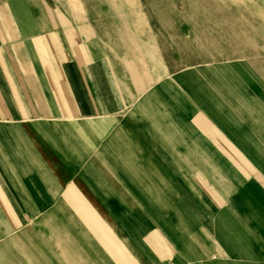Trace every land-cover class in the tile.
<instances>
[{
  "label": "crops",
  "instance_id": "0c3cea01",
  "mask_svg": "<svg viewBox=\"0 0 264 264\" xmlns=\"http://www.w3.org/2000/svg\"><path fill=\"white\" fill-rule=\"evenodd\" d=\"M154 14L0 0L2 264H264V70Z\"/></svg>",
  "mask_w": 264,
  "mask_h": 264
},
{
  "label": "rangeland",
  "instance_id": "374dc122",
  "mask_svg": "<svg viewBox=\"0 0 264 264\" xmlns=\"http://www.w3.org/2000/svg\"><path fill=\"white\" fill-rule=\"evenodd\" d=\"M141 9L155 11L164 41L177 43L171 51L180 57L206 58L236 68L264 70V0H137ZM243 75L246 71L240 72ZM228 101H231L228 98ZM232 103V101H231ZM227 103V109H232ZM16 247V246H15ZM11 245L0 247L2 255ZM9 258L7 259V262Z\"/></svg>",
  "mask_w": 264,
  "mask_h": 264
}]
</instances>
